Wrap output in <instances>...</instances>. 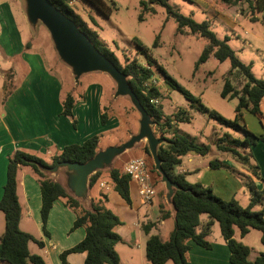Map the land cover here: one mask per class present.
<instances>
[{"label": "trees", "instance_id": "obj_1", "mask_svg": "<svg viewBox=\"0 0 264 264\" xmlns=\"http://www.w3.org/2000/svg\"><path fill=\"white\" fill-rule=\"evenodd\" d=\"M73 1L76 0H50L57 9L72 19L99 51L126 75L130 87L154 121L152 126L154 134L158 137L166 138V142L158 146L157 154L163 171L179 187L171 197L174 205V226L166 240H161L157 235L148 236L145 242L146 260L150 264H165L168 261L171 264H192L186 258V252L190 248L188 241L191 240L203 248H210V243L206 240V236L211 223L217 221L220 234L229 250L228 260L231 264H264L263 253L256 257L255 260L249 261L247 259L249 247L233 237L234 227L238 228L240 236H244L249 229H256L260 232V242L264 244V205L259 210L253 209L255 205L262 203L263 192L257 190L252 182H248L250 200L243 207L234 198L224 200L218 197L208 185H203L199 182L189 183L183 173L175 171L183 155L193 153L203 156L209 152L211 145L208 143H197L189 137L166 136V133L177 122H188L189 115L183 109H179L174 114H165L160 102H151L154 98H160L162 94L160 88L152 83L151 79L154 75V70L162 73L164 82L170 88L178 90L189 101L191 108L205 113L209 118H213L224 127L240 131L241 137H234L229 132L216 136L213 145L216 150L226 153L256 176H259V167L251 161V145L255 144L258 139L264 142V135L256 136L246 128L242 122V112L248 111L258 117H264V80L253 75L251 64L240 61L233 49L228 45V37L219 38L210 29V24L206 20L196 22L191 16L180 13L168 3V0H148L149 3L159 2L165 7L167 13L176 21V31L178 33H191L207 40L194 64V70L197 69L199 64L213 56L218 61L229 60L230 71H228V74L234 69L242 74L243 81L238 87L232 84L228 77L224 79L220 96L227 99H236L234 118H225L215 110L205 107L198 98L194 97L167 75L160 65L152 62L148 49L139 39L133 38L139 47L137 53L145 55L147 62L142 64L135 57L131 60L126 59L123 64H120L113 50L107 48L99 41L96 30L89 26L87 21L73 8ZM87 1L105 16L110 14L111 8L103 0ZM221 1L228 4L246 2L252 11H264V0ZM139 3L143 8L150 9V7H147L146 0H140ZM89 21L92 25L97 26L92 17H89ZM157 39L158 36H156L153 46L156 45ZM8 87L7 83L3 85L6 94ZM74 103V96L68 93L62 101L61 109V114L70 118L73 125L76 122L72 114ZM110 115L109 108L103 107L100 112V123L105 124ZM126 132L130 134L129 129H126ZM98 142L99 136L92 135L81 144L65 145L60 152L50 157V161L23 150H16L8 157L6 180L0 197V211L3 213L4 218V227L0 235V263L45 264L40 256L30 254L27 248L29 241H34L38 245H42V242L32 237L29 233L20 230L18 225L21 206L16 194V172L19 165H26L37 175L40 192L39 214L43 232L48 234L46 230L48 213L54 201L58 199H62L64 205L74 211L75 217L70 230H74L77 227L84 228L83 238L73 246L60 252L59 259L61 264L66 263L68 254L78 252L85 253L83 264H119V258L114 248L115 244L121 240L120 236L114 231V228L121 224L118 216L102 205L100 201H94L93 199L90 200L88 208L83 207L79 200L70 195L59 181L53 180L39 169V166L53 167L61 161L83 163L96 153ZM240 147L246 148V151L244 153L239 152L238 149ZM139 155L143 156L151 175V183L155 187L154 184L159 180L160 175L154 169L153 163H151L150 154L145 143L137 156ZM148 162H150V166H148ZM209 166L216 168L219 163L213 159L209 161ZM103 173H107L113 190L129 204L130 178L129 175L122 171L120 166L115 165L107 170L95 171L89 177V187H92ZM163 194L164 191L161 190L159 195L162 199V204L159 205V210L160 217L165 219L170 216V212L165 209ZM201 214H206L208 220L201 230L197 231ZM148 228L149 226L147 225L143 226L146 232Z\"/></svg>", "mask_w": 264, "mask_h": 264}, {"label": "rangeland", "instance_id": "obj_2", "mask_svg": "<svg viewBox=\"0 0 264 264\" xmlns=\"http://www.w3.org/2000/svg\"><path fill=\"white\" fill-rule=\"evenodd\" d=\"M103 1L111 8V12L107 16L87 0L73 1L72 6L89 26L96 30L99 41L113 50L120 64H123L126 59L131 60L135 57L142 64L147 62L145 55L137 53L139 47L133 40V38H137L148 49L151 61L160 65L167 75L198 98L205 107L215 110L225 118H234L236 99L222 98L220 90L225 77H228L236 87L240 86L243 81L242 74L235 69L228 74L230 71L229 60L218 61L213 56L199 64L194 70V64L207 43L205 38L191 33H178L176 21L159 2L149 3L146 0L147 7L150 9H145L140 5V0ZM168 3L183 15L191 16L196 22L206 20L210 24V29L219 38L227 36V43L237 58L243 63H250L253 75L264 80V11H252L246 2L228 4L221 0H168ZM89 17L95 20L97 26L92 25ZM156 36H158L157 43L153 46ZM3 37L11 38L14 43L19 44L20 48L22 44L24 46L27 44L25 47L27 56L34 58L32 64L29 62L20 64V59L16 56L14 66L17 68V74L15 80L21 81L25 72H28L30 77L24 86L28 85L31 88L41 87V85L52 88L58 86L56 95L61 100L67 92L78 97L89 87L100 88L101 95L98 98L100 109L108 107L109 112L118 119V125L102 127L97 113L95 122L86 127L83 134L79 135V140L90 135H98V149H104L108 146L121 144L130 134L137 132L139 113L128 97H113L115 83L109 76L100 72H90L83 74L79 78L78 84H73L70 69L58 58L45 26L41 22H38L34 27L27 23L23 0H0V38ZM16 51V47H10L7 53L13 55ZM4 67L0 63V68ZM45 70L46 72H43ZM5 72L10 79V71L7 69ZM151 82L161 90L162 94L158 98V102L161 103L165 114H174L179 109H183L189 115L188 122H177L166 133V136H184L194 139L197 143L210 144L208 155L220 164L219 161L223 155L221 156L219 152L217 154L213 145L216 136L229 132L234 137H241V132L224 127L205 113L191 108L189 101L178 90L170 88L164 82L162 73L154 70ZM8 85L10 86L9 81ZM35 96L40 97L41 95L36 94ZM89 102L92 103L91 100ZM0 111L2 112V110ZM126 129L130 130V134H127ZM144 143L146 144V141L142 140L133 148L117 156L113 160L112 166L126 158L137 156ZM238 150L244 153L246 148L240 147ZM184 158L182 157V159ZM150 160L153 163L151 156ZM149 163H147L148 166H150ZM192 174H187L186 180L194 183ZM58 179L61 182L64 181L62 175H59ZM154 182L156 181L154 180ZM248 182L249 180L243 177L242 183L245 192L240 191L236 194L239 204L243 207L250 200H246L247 197L250 198ZM154 185L165 193V188L159 180ZM96 190L97 187L93 192ZM206 219V214L200 215L201 221ZM170 224L171 222H166V225L170 226ZM209 229L211 239L222 238L217 221L211 223ZM235 231V234L238 235L237 227H235ZM253 231V233H258L257 230ZM165 264H171V262L168 261Z\"/></svg>", "mask_w": 264, "mask_h": 264}, {"label": "crops", "instance_id": "obj_3", "mask_svg": "<svg viewBox=\"0 0 264 264\" xmlns=\"http://www.w3.org/2000/svg\"><path fill=\"white\" fill-rule=\"evenodd\" d=\"M18 45L11 38H0V63L5 66L3 69L0 68V79L2 81L0 84V110H2V112L0 111V197L6 180L8 157L16 150H23L50 161V157L60 152L63 146L81 144L85 139L91 137L92 135L78 139L79 135L86 130V127L95 122L97 113L100 123V112L102 110L98 100L101 95L100 88H87L78 97H74L75 103L72 107V114L76 122L73 125L70 118L61 114L64 98L61 100L57 97L58 86L53 88L44 87L43 85L34 88L28 85L24 86V83H27L30 79L28 72H25L22 80L17 82L15 80L17 68L14 66L16 56L20 59V64L34 63V58L27 56L26 45L22 44L21 48ZM10 47H16L15 54L7 53ZM7 69L10 71V79L5 74ZM43 72H46V70ZM8 81L10 86L6 94L3 85L8 84ZM75 84H78V81ZM36 94L41 96L36 97ZM117 120L116 116L111 114L106 123H100V125L102 127H116L118 125ZM242 122L256 136L264 135V117H258L248 111H243ZM89 134H92V132H89ZM218 152L221 156L223 155L219 161L220 167L211 168L209 166V161L213 159L210 158L208 153L203 156L188 153L182 156L185 157L184 159L181 157V162L175 171L183 173L185 179H187V174L195 173L192 174L194 175L192 179L194 183L196 181L208 185L218 197L224 200L234 198L237 202L236 194L240 191L245 192L242 183L244 177L252 182L257 190L263 192L262 203L255 205L253 208L259 210L264 205V142L258 139L255 144L251 145V161L258 165L259 176L242 167L226 153L217 150V154ZM44 156L46 157L44 158ZM128 160L129 158H126L117 163L116 166H120L123 171V166ZM236 172L238 174H235ZM43 173L53 180L59 181L64 186V181L61 182L58 179L60 173ZM96 187L97 190L93 192ZM154 188L156 191L154 198L150 203H145L138 194L137 184L130 180V203L128 204L113 190L107 173H103L92 187H88V200L83 202L78 199L85 208H88L91 199L100 201L102 205L120 219L121 224L114 228V231L121 238L114 246L119 264H150L145 258V242L148 236L157 235L161 240H166L174 226V210L166 201L165 193L163 194V202L165 209L170 212V216L165 219L160 217L159 205L162 204V199L159 192L161 189L156 188V185ZM16 194L21 206L18 223L20 230L29 233L42 242V245H38L34 241H29L27 244L29 253L40 256L45 264H61L60 252L73 246L84 236L83 227L70 230L75 217L74 211L65 206L62 199L54 201L46 221L48 234H45L39 214L40 192L37 175L26 165H19L17 168ZM248 199L250 198L247 197L246 200L248 201ZM207 220L208 217L205 221L200 220L197 231L201 230ZM167 221L171 222L172 225H166ZM144 225L149 226L147 232L143 229ZM3 227L4 218L3 213L0 211V235ZM253 230L256 229H249L244 236H240L239 231L236 235L235 227L233 232L234 239L249 247L247 256L249 261L255 260L262 253L264 254V244L260 242V232L257 230L258 233H253ZM209 232L206 240L210 243V248H203L191 240L188 241L190 246L186 252L188 261L192 264H231L228 260L229 250L223 238L211 239ZM84 258V252L70 253L66 257L65 264H83Z\"/></svg>", "mask_w": 264, "mask_h": 264}, {"label": "water", "instance_id": "obj_4", "mask_svg": "<svg viewBox=\"0 0 264 264\" xmlns=\"http://www.w3.org/2000/svg\"><path fill=\"white\" fill-rule=\"evenodd\" d=\"M23 1L27 23L31 27H34L38 22H41L45 26L58 58L70 68L75 83L83 74L90 72L105 73L115 83L113 97H128L133 107L139 113L137 132L130 134L121 144L98 149L90 159L83 163L61 161L53 167L39 166V169L43 172L60 173L63 176L66 191L74 198L85 202L88 200V181L90 175L97 170L110 168L117 156L144 140L146 141L154 169L159 173L160 181L164 185L165 199L174 210L171 197L179 187L163 171L157 154L158 146L161 143H165L166 138L158 137L154 134L152 130L154 121L150 118L130 87L126 75L99 51L72 19L57 9L50 0Z\"/></svg>", "mask_w": 264, "mask_h": 264}, {"label": "built area", "instance_id": "obj_5", "mask_svg": "<svg viewBox=\"0 0 264 264\" xmlns=\"http://www.w3.org/2000/svg\"><path fill=\"white\" fill-rule=\"evenodd\" d=\"M157 103L158 99L151 100ZM123 172L129 175L131 181L137 184V191L145 203H150L155 195V188L150 181L149 171L143 157H133L126 161Z\"/></svg>", "mask_w": 264, "mask_h": 264}]
</instances>
